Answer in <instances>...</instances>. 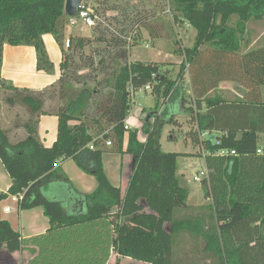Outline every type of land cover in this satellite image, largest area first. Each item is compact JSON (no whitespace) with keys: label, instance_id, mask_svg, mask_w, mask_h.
Masks as SVG:
<instances>
[{"label":"trees","instance_id":"16d2710c","mask_svg":"<svg viewBox=\"0 0 264 264\" xmlns=\"http://www.w3.org/2000/svg\"><path fill=\"white\" fill-rule=\"evenodd\" d=\"M168 2L174 22L196 32L193 47L176 50L184 57L175 80L164 65L129 62L127 37L111 36L107 28L96 27L90 38L70 37L63 51L65 0H0V68L5 44L33 47L37 69L45 72L52 64L42 36L53 35L63 53L61 77L47 90L34 93L0 80L7 105L24 107L28 115L26 137L17 143L9 142L0 128V160L11 179L0 202L8 195H22V210L41 207L49 221L45 235L21 240L0 220V257L26 253L22 264H107L113 258L192 264L195 259L190 261L188 255H197L211 264H264V43L238 56L248 24L264 21V0ZM95 43L104 47L95 52ZM186 63L191 96L182 90ZM221 83H233L243 94L234 100L210 95ZM147 84L154 85L156 105L148 113L151 118L142 122L141 143L124 123L131 107L128 88ZM71 85L81 88L77 92ZM172 97L197 125L198 132L188 135L206 154L208 178L200 185L207 205H187L189 191L176 174L183 154L161 149L160 127L175 124V119L165 109L159 111ZM51 114L58 119L57 139L45 148L36 127L40 116ZM108 141L113 151L133 158L124 194L109 183L101 165L105 150L99 146ZM259 146L262 154L256 153ZM223 150L236 155L216 156ZM84 151L92 159L89 168L79 158ZM67 159L95 178L93 193L78 194L64 175L53 171V164ZM53 180L71 189L70 195L61 189L64 202L85 205L86 211L68 214L59 202L42 196L40 187ZM187 235L193 245L189 254L182 240ZM180 252L188 259L175 262L174 253L180 258ZM10 261L0 258V264Z\"/></svg>","mask_w":264,"mask_h":264},{"label":"rangeland","instance_id":"374dc122","mask_svg":"<svg viewBox=\"0 0 264 264\" xmlns=\"http://www.w3.org/2000/svg\"><path fill=\"white\" fill-rule=\"evenodd\" d=\"M87 6L94 9L95 13L103 18L109 26L107 30L111 36L119 37L133 34V39L131 43V49L129 52V60L142 62V63H152L164 65L170 71L169 78L175 80L177 78L180 64L183 61V57L177 55L176 50H181L183 52L186 48H191L194 45L196 32L194 28L187 26L186 23L174 22V13L170 12L172 9L168 0H83ZM127 24L129 28H127ZM131 25V26H130ZM123 27L125 28L122 32ZM248 37L245 36V40L241 45V50L238 56H241L245 52L250 50H255L261 47L264 43V21L251 22L247 26ZM94 30V29H93ZM91 29L83 27L82 25L71 27L68 24L67 16L64 23V40H68L70 37H90L92 34ZM53 42L56 44L55 37L50 36ZM59 50L61 47L58 45ZM93 51L100 50L104 47L103 44L95 43L92 46ZM66 52L67 50L64 49ZM48 52L52 55L54 52L51 48ZM61 52V51H60ZM86 55H90L91 49L85 50ZM50 57V62L52 64V69L50 72L42 71L44 74L52 75L54 71L57 70V64L59 57L56 59ZM54 59V60H53ZM98 60L97 57L95 61ZM54 63V64H53ZM36 64V62H35ZM16 65V63H15ZM28 63L26 62L21 67V71L18 72L11 65L7 69L8 74H12L18 81H27L31 74L27 75L29 69L26 67ZM15 68V66H14ZM37 69V68H36ZM38 70V69H37ZM39 71V70H38ZM27 75V76H26ZM188 73L186 72L184 77L187 80ZM187 82L183 83L182 90L187 94L188 90ZM75 91L80 90V85H71ZM88 88H92L91 84H87ZM107 90L102 93L103 97L106 96ZM236 93V91H235ZM261 102L264 103V88H261ZM102 98V96H100ZM172 100V101H171ZM171 102L176 99L172 98ZM58 102V101H57ZM55 102V103H57ZM135 103L140 105V109H145L146 112H153L155 109L156 102L154 96L150 93L140 94L137 96ZM170 103V102H169ZM48 105V103H47ZM134 110L137 109L136 105L133 106ZM14 111L18 115H26V109L24 107H18ZM177 112V108L174 106L170 108L169 115H173ZM175 120V124H162L160 127V143L162 151L173 152L178 154H183L177 159V169L178 177L182 186L186 187L190 193L189 199H187V204L191 206H202L207 205V201L203 198V191L201 189L200 183L193 181L194 175L199 171L205 169L204 159L201 157L199 146L195 147L192 145L191 138L189 137V131L193 128L192 121L184 113ZM28 116V115H27ZM23 122L24 119H20ZM141 122H143L141 120ZM142 135V134H141ZM173 136V140L169 139V136ZM175 136V137H174ZM188 140H186V138ZM185 138V139H184ZM109 159L113 158L108 155ZM183 178V179H182ZM67 191L71 190L66 187ZM70 192V191H69ZM60 194V193H58ZM53 192H49L47 198L50 200L57 196ZM65 195V194H64ZM76 203L73 201H61V206L64 211L68 214L75 212ZM76 213V212H75ZM183 238V237H182ZM183 240H187L185 237ZM185 254H189L192 251V243L185 242ZM178 255L174 253L173 258L175 262L178 260H187L188 258H182V252ZM190 261L194 260L192 264H211L208 258H201L197 255H188ZM27 259V258H24ZM177 261V262H178ZM138 264L127 258H113L108 264ZM10 264H22V258L18 256L14 262L11 260Z\"/></svg>","mask_w":264,"mask_h":264},{"label":"crops","instance_id":"0c3cea01","mask_svg":"<svg viewBox=\"0 0 264 264\" xmlns=\"http://www.w3.org/2000/svg\"><path fill=\"white\" fill-rule=\"evenodd\" d=\"M50 36L51 35L49 34L42 36V41H43V44H44V47H45V50H46V53L49 59H50L49 56H51V58L53 56L54 59L59 57V60L57 61L58 62L57 70L54 71L52 75L44 74L42 71H38L36 69L37 68L35 64L36 53L33 47L31 46L12 47V46L5 44L3 46V52H2L0 80H4L6 83L11 84L13 87H16L18 89H27L34 93L42 92L44 90H47L51 86L56 85L58 80L61 77L60 63L63 60V53L61 50H59L58 44L57 43L55 44ZM63 37H64V33H63ZM75 37H78V36H75ZM66 41L67 40H64L63 38L62 40V44H63L62 50L63 51L65 49L64 43ZM49 48H51V50L54 52L52 55L48 52ZM130 49L131 48H129L128 50ZM128 61L135 62V61L129 60V52H128ZM26 62L28 63V65L24 67V69L27 67L31 69L26 74L27 75L31 74L29 77H33V78H29L27 81H18L17 79H15V77L12 74H8L7 69L10 68L11 65L13 66V71L15 69L16 71L20 72L21 67H23V64H25ZM186 79L187 80L184 79V83L187 82L188 84L186 85L188 86L187 94L191 96L189 75L187 76ZM242 94H243V91L239 89L233 83H221L218 85V87L213 92L210 93V95H219L220 97L226 98L229 100H234L236 98H239L241 97ZM172 98L177 99L175 97H172ZM4 99H5V93H1L0 95V128L7 134L9 142L17 143L26 137V131L23 128V124L27 120V114L24 115L25 114L24 113L23 115L21 114L18 115L17 113H14V111H17L16 109L20 106L10 107L7 105ZM171 101H168L167 105L165 107L163 106V108H161L160 111H164L163 109H165L166 112L169 113L170 108L175 106L177 108V112L171 115L174 116V119L176 120L181 115L180 113H184V112L181 111L182 109L178 106V100H175L173 102ZM136 108L137 109L135 110H134V107L132 108V113L128 114L125 124L128 126L129 130L130 129L134 130L135 133L138 134V141L141 143H144L145 138L143 135H141L142 133L140 132V128L142 125L141 120L142 121L146 120L149 112H146L145 109H140V105L137 106ZM200 114L203 115L204 110L200 112ZM189 118L191 120V117ZM20 119H24L23 122H21ZM192 124H193V128H191L189 133L198 132L197 125L195 123H192ZM57 125H58V119L54 114L42 115L39 117L36 131H37L39 142L45 148H50L55 143L57 139ZM207 133L208 132L202 135H199V137L202 138ZM172 138H173L172 135L169 136L170 140H173ZM185 138L186 140H188L187 137ZM89 147L90 145L88 146V149L90 150ZM99 147L105 150L101 156V165L103 167V171L109 183L113 187L119 188L121 190V194H124L126 187L128 185V180H129V176L131 173L133 158L129 156H125V155L122 157L120 154L112 150V146L106 147L105 143H100ZM124 148H126V142L124 144L123 149ZM199 148H200L201 157L205 159L206 155H203L202 148L201 147ZM258 149L261 150V147L259 146ZM108 155H114V156H110L113 158L109 159ZM79 158L83 165H85L88 168L91 166L92 159L88 151H84L83 153H81ZM57 163H58V167L53 168V171H56L57 173L64 175L72 184V187L75 190V192L81 195H86V194H91L95 191L97 187L95 178L91 174L84 172L77 165L74 159L60 160ZM203 170H206V168ZM176 174L178 177V169H177ZM207 178H208V175H207ZM201 182H196V183H201ZM10 186H11V179L7 171L5 170L3 163L0 160V193L7 194ZM61 189H65L66 193L68 192L62 183L53 180L46 184H43L40 187V192L42 196L44 195L46 197V199H47V196H49L48 193L50 191L55 194L60 193L50 200L59 202L61 204V201L63 200ZM68 195H70V192H68ZM189 197H190V193H189ZM21 198H22V195H18V196L8 195L6 199L0 202V220L7 221L10 224L11 228L20 235L21 240H30L32 238L45 235L49 228V223H48L49 221L47 217H45L43 213V209L41 207H36V208L28 209V210H22L20 208ZM188 206H191V205H188ZM6 208L9 209L7 212L5 211ZM85 211H86L85 205H82L79 203L75 205V212H79V213L73 212L71 215L80 214V212L84 213ZM188 236L189 235L184 236L187 240H183V239L182 240L186 242L189 241ZM18 256H20V258L28 257L26 253L24 254L13 253V254H7V255L4 254L0 258H10V260L14 262V260ZM109 261L107 262V264L109 263ZM136 263L143 264L140 262H136ZM8 264H10V262Z\"/></svg>","mask_w":264,"mask_h":264},{"label":"built area","instance_id":"2783aa9c","mask_svg":"<svg viewBox=\"0 0 264 264\" xmlns=\"http://www.w3.org/2000/svg\"><path fill=\"white\" fill-rule=\"evenodd\" d=\"M67 20H68V24L71 27L82 25V26L89 28V29H95L96 27L109 29V26L106 23V21L103 18H101L100 16H98L95 13L94 9L87 6V4H85L84 1H82L80 7L77 9L75 16L68 17ZM133 37H134L133 34H129V36L126 38V41H127L126 45H127L128 49L131 48V43H132ZM64 47L66 50L68 49V47H69V41L68 40L64 43ZM188 67H189V65H188V63H186L185 69H184L185 73L188 72ZM153 88H154L153 84H147L141 88H138L137 90H135L131 87L128 88L130 106H131L128 114L132 113V108L134 105L139 106L138 104L135 103L137 96L140 94L152 93ZM160 112L161 111H159V113ZM154 120L155 119L153 118L152 122H154ZM124 129L129 130L128 126L125 123H124ZM219 144H220V142L217 140L215 142V145L218 146ZM105 146L110 147V146H112V144L110 141H108V142H105ZM89 148H90V150H93L92 145H90ZM257 153L261 154L262 151L260 149H258ZM203 155H206L204 153V151H203ZM228 155L235 156L236 154L234 151H227V150L220 151L219 153L216 154V156H218V157L228 156ZM57 167H58V163L53 164V168H57ZM207 175L208 174H207L206 170L199 171L196 175H194L193 181L194 182H201L203 179L207 178ZM8 210L9 209L6 208L5 211L7 212Z\"/></svg>","mask_w":264,"mask_h":264},{"label":"water","instance_id":"95a60500","mask_svg":"<svg viewBox=\"0 0 264 264\" xmlns=\"http://www.w3.org/2000/svg\"><path fill=\"white\" fill-rule=\"evenodd\" d=\"M83 0H65L64 3V14L67 17H73L76 14L77 9L80 7ZM151 115H148L146 120L148 121Z\"/></svg>","mask_w":264,"mask_h":264}]
</instances>
